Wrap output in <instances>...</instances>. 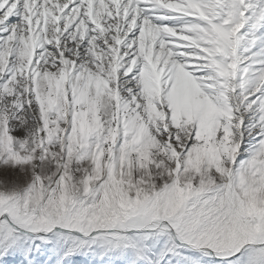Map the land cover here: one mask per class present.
I'll use <instances>...</instances> for the list:
<instances>
[{"label": "snow or ice", "instance_id": "1", "mask_svg": "<svg viewBox=\"0 0 264 264\" xmlns=\"http://www.w3.org/2000/svg\"><path fill=\"white\" fill-rule=\"evenodd\" d=\"M0 175V264H264V0H0Z\"/></svg>", "mask_w": 264, "mask_h": 264}, {"label": "rangeland", "instance_id": "2", "mask_svg": "<svg viewBox=\"0 0 264 264\" xmlns=\"http://www.w3.org/2000/svg\"><path fill=\"white\" fill-rule=\"evenodd\" d=\"M16 174L12 172L7 173V179L11 180L15 178ZM3 175H0V179H4ZM87 259V258H84ZM41 264H57V257L51 252L45 257V260L41 262ZM65 264H78L75 258L65 261Z\"/></svg>", "mask_w": 264, "mask_h": 264}]
</instances>
